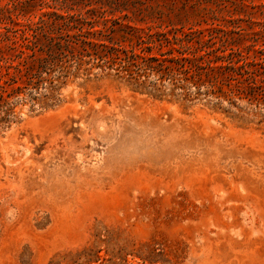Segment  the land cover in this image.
<instances>
[{"label": "rangeland", "instance_id": "1", "mask_svg": "<svg viewBox=\"0 0 264 264\" xmlns=\"http://www.w3.org/2000/svg\"><path fill=\"white\" fill-rule=\"evenodd\" d=\"M54 11L72 46L21 57ZM246 63L264 0H0V264H264Z\"/></svg>", "mask_w": 264, "mask_h": 264}, {"label": "trees", "instance_id": "2", "mask_svg": "<svg viewBox=\"0 0 264 264\" xmlns=\"http://www.w3.org/2000/svg\"><path fill=\"white\" fill-rule=\"evenodd\" d=\"M81 21V17L79 15H62L57 12H49L45 13L43 16H41L40 20L36 22L35 25H31L29 29L32 30V33L30 35L26 34V30L24 31V34L22 35L23 42L20 43L21 49L19 52V55L21 57H26L28 52L26 49H30L33 51V56L37 54L38 50L41 51H48V54L50 56H55L56 49H67L72 46L71 37L72 35L69 33L68 38L65 39L64 44L62 41H56V31L55 28H60L61 32L63 29L72 30L73 28L77 27L74 23H77ZM90 24H93L92 21H89ZM94 26V25H93ZM79 28V27H78ZM80 31H83L82 28H79ZM112 32L114 30L112 29ZM93 33H98L100 35H110V29L106 28L104 30L94 31ZM80 36H84V34H80ZM42 37L46 39V42L43 44ZM48 41V42H47ZM17 42V41H16ZM86 42L92 43V41L85 40ZM37 59V58H36ZM40 61H45V59H40ZM170 61L174 63H178L179 65H182L184 62H195L192 58L185 56L183 53L181 56L173 57L170 59ZM197 68H201V64H199L198 61H196ZM29 69L31 70L34 66L31 65L30 62H28ZM160 70L165 72L169 69H173V66L171 65H165L164 63H159ZM183 66V65H182ZM255 66L251 63H246L243 66H240V74H242L243 77H245V80L248 81L250 85V93L251 94H258V91L260 94H264V65L261 66L260 69H253L252 67ZM231 68L235 69L236 67L234 65H230ZM262 69V70H261Z\"/></svg>", "mask_w": 264, "mask_h": 264}]
</instances>
